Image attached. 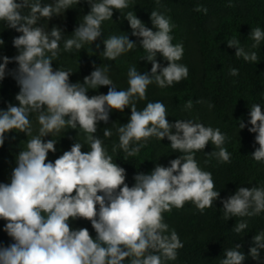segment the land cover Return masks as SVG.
Returning a JSON list of instances; mask_svg holds the SVG:
<instances>
[{
	"label": "clouds",
	"instance_id": "1",
	"mask_svg": "<svg viewBox=\"0 0 264 264\" xmlns=\"http://www.w3.org/2000/svg\"><path fill=\"white\" fill-rule=\"evenodd\" d=\"M155 2L160 4V0ZM78 3L80 0H0V21L21 33L13 39L18 54L3 56L0 63V80L10 62L18 65L10 74L20 89L15 97L19 106L9 104L6 111L0 110V146L5 134L13 130L32 137L16 157L10 183H0V219L6 221L3 230L14 241L0 246V264H124L126 259L128 264H167L178 258L184 244L165 222L164 213L182 209L188 202L201 214L213 206L220 192L214 190L212 173L201 169L195 154L211 142L218 151L208 155L230 163L231 153L224 147L229 138L219 128L194 120L170 123L166 106L159 101L137 110V101L147 99L149 85L165 88L189 75L188 67L178 63L184 55L183 43H172L175 25L161 12L153 10L150 15L155 31L134 12L125 15L131 34L141 38L144 59L151 63L150 72L143 74L136 66L129 68L126 90H117L107 66L95 67L83 83H70L71 71L54 70L53 60L60 53L62 40L66 52L92 44L102 35V23L112 19L113 9L123 13L130 0H87L90 12L66 40L59 27L49 31L39 25L41 19L60 16ZM194 11L207 13V8L197 5ZM249 38L251 48L256 49L264 40V31L255 27ZM3 44L0 39V46ZM103 44L102 54L108 60H116L137 46L128 35H112ZM227 46L236 49L237 58L258 60L257 53L246 51L235 36L227 40ZM158 53L168 62L166 67L158 62ZM238 74L236 68L229 70L231 76ZM101 86H109L107 94L89 98L88 90ZM192 106L189 100L185 108ZM126 107L131 108V116L127 124L116 129L119 144L112 146L113 153L119 148L125 159L138 156L149 138H167L171 149L182 153L170 160V166L157 163L150 174L138 172L132 187L125 183L126 170L113 162L104 142L95 135L99 122H109L111 111L123 112ZM33 113L39 124L35 136L30 119ZM249 117L248 131L256 134L259 145L251 155L256 162H264V111L260 104L251 106ZM238 125L239 129L246 127L243 120ZM77 127L85 133L84 142L76 141L54 162L48 160L49 152H56L57 140L45 142L44 137ZM103 135L110 138L112 131L105 128ZM84 144L90 151H82ZM221 203L224 219L241 218L232 230L242 233L248 227L243 218L264 212V187H239ZM78 218L91 222L95 239L87 228L70 227L69 221ZM252 244L249 255L258 261L264 249V231L253 237ZM241 247L235 244L226 249L219 264H243L246 257Z\"/></svg>",
	"mask_w": 264,
	"mask_h": 264
},
{
	"label": "trees",
	"instance_id": "2",
	"mask_svg": "<svg viewBox=\"0 0 264 264\" xmlns=\"http://www.w3.org/2000/svg\"><path fill=\"white\" fill-rule=\"evenodd\" d=\"M52 2L53 0H42V3ZM197 5L207 8V13L194 11ZM90 10L87 0H80V3L72 5L60 14V24L57 27L62 29L64 40L73 36L75 28L83 22L84 15ZM153 10L170 17L171 23L175 25L171 33L174 37L172 43H183L184 55L178 63L188 67L189 75L169 87L160 88L155 83L149 85L147 99L137 101V110H143L148 102L159 101L166 106V118L170 123L176 120H194L206 127L219 128L229 138L224 147L231 153L230 163L220 162L216 157L208 155L212 151H218L211 142L203 151L196 152V160L202 165V169L212 173L214 190L220 192V197L202 214L191 202L186 203L180 210L173 208L171 213H164L170 229L176 230L184 244V247L178 250V258L168 261L167 264H219L224 258L225 250L235 247V244L242 245L240 250L246 257L243 264H264V249L260 251L258 261L249 255V248L254 246L253 237L264 231V212L255 217L243 218L248 227L237 234L232 229L241 218L224 219L221 203L239 187H264V162H256L251 155L259 147L255 143L256 134L248 131L251 127L248 124L251 106L258 103L264 111V40L256 49H252L253 41L249 38L251 30L255 27L264 31V0H160L159 5L155 0H130L129 7L124 9L123 13L113 9L112 19L102 23V35L92 44H85L81 50L66 52L62 40L60 53L53 60V69L71 71L70 83H83L84 77L90 75L95 67L107 66V74L117 90H126L129 87V68L136 66L143 74L150 72L151 63L144 59L146 53L140 46L141 38L131 34L132 29L125 15L129 11L134 12L146 27L155 31L150 20ZM27 11L28 9H25L24 14H27ZM50 20L41 19L38 23L47 30L46 25ZM19 35L21 33L9 28L6 22L0 21V39L4 41L0 46V63H3V56L12 58L18 54V50L13 46V39ZM112 35H128L137 46L116 60H108L102 54L103 41ZM233 36L240 40L246 51L257 53V62H246L242 57H235L236 49L227 46V40ZM192 52L197 57L196 71L189 69ZM157 60L162 67L167 66L168 62L159 53ZM17 67L14 61L10 62L6 67L5 77L0 80V110L6 111L9 104L19 106L15 97L20 89L10 74L11 70ZM231 68L238 69L239 74L229 75ZM108 87L89 89L87 95L91 98L93 95L107 94ZM189 100L193 102L190 110L185 108ZM197 100L202 103H196ZM209 104L213 107L210 108ZM118 113L116 110L111 111L109 122L105 124L101 121L95 134L104 142L113 161L135 174H150L157 163L170 166L169 162L175 155H172L174 151L166 142V138L161 141L149 138L138 156L127 159L122 149L118 148L116 153L112 152V146L119 144L116 129L125 125ZM33 118L31 114L32 124ZM240 120L246 124L244 129H239ZM105 128L112 131L110 138L104 137ZM30 137L15 130L5 134V142L0 146V178L10 170L17 145L27 142ZM74 137L82 143L78 133ZM82 151H90V146L82 148ZM5 224L6 221L0 219V246L4 247L14 242L3 230ZM124 264H128L127 259Z\"/></svg>",
	"mask_w": 264,
	"mask_h": 264
},
{
	"label": "rangeland",
	"instance_id": "3",
	"mask_svg": "<svg viewBox=\"0 0 264 264\" xmlns=\"http://www.w3.org/2000/svg\"><path fill=\"white\" fill-rule=\"evenodd\" d=\"M59 20H60L59 16H53V18L49 21V23L47 22L48 25L45 24L46 25V29L48 30L49 28H52L53 26L59 25L60 24ZM189 69H191V71H196L197 70V57H196L195 53H193V52L191 53V56H190V59H189ZM118 114H119L122 122L124 124H127L129 122V119H130V116H131V108L130 107H126L123 112H119ZM33 117L34 118H33V132H32V136H35V135L38 134L39 124H38V122L36 120V114L35 113H33ZM115 117H117V114L115 115ZM99 126H100V122L97 125V129L99 128ZM76 133H78V135L80 136L79 139L83 140L82 141V143H83L84 142L85 133H83L82 130L79 127H77L76 129L65 128L59 134H51V136L49 135V136L44 137L45 142L47 140H49V139L57 140L56 152L55 153L49 152L48 160H51V161L54 162V160L56 158H58L59 156H61L64 151L70 150V148H71V146H72V144L74 142H76V141L79 142L74 137V135ZM30 138H32V137H30ZM166 142L169 143V145H170V141H168L167 138H166ZM26 143L27 142L24 141V142H21L19 145H17V147H16V149H15V151L13 153V156H12V162L10 164V170L7 173H5L3 177L0 178V183H10L12 170L16 167V157H17V155L19 154V152L21 150H24L26 148ZM87 146H89V145L84 144L83 148L86 149ZM84 152H86V151H84ZM172 155H175L174 159H176L177 157L182 155V153H179L178 151H174V153L172 152ZM113 162L117 163L116 161H113ZM198 164H199V166L202 169V165L200 163H198ZM119 166L123 167L121 165H119ZM123 168L126 170L125 183H127L129 187H132L134 185V183H135L134 176L136 174H135V172H133L132 170H129L126 167H123ZM97 208H98V205H97ZM165 222L168 223L166 220H165ZM69 224H70V227L72 229H74V230L75 229H79V228H87L89 233H90V235L93 238H95L96 235H97L95 230L92 228L91 222L88 221V220L78 218V219H75V220H70Z\"/></svg>",
	"mask_w": 264,
	"mask_h": 264
}]
</instances>
